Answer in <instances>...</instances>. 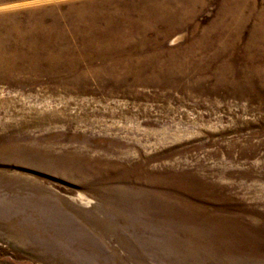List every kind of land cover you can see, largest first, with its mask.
I'll return each mask as SVG.
<instances>
[{
	"label": "rangeland",
	"instance_id": "1",
	"mask_svg": "<svg viewBox=\"0 0 264 264\" xmlns=\"http://www.w3.org/2000/svg\"><path fill=\"white\" fill-rule=\"evenodd\" d=\"M0 264H264V0H0Z\"/></svg>",
	"mask_w": 264,
	"mask_h": 264
},
{
	"label": "bare ground",
	"instance_id": "2",
	"mask_svg": "<svg viewBox=\"0 0 264 264\" xmlns=\"http://www.w3.org/2000/svg\"><path fill=\"white\" fill-rule=\"evenodd\" d=\"M163 9H164L165 11L170 10L168 6H167L166 8H163ZM14 40H15L16 43L27 42V39H26L25 37H23V36H17V37H15Z\"/></svg>",
	"mask_w": 264,
	"mask_h": 264
}]
</instances>
